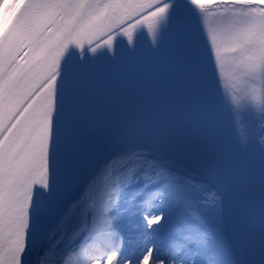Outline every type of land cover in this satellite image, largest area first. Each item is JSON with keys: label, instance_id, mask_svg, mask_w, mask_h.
<instances>
[{"label": "snow or ice", "instance_id": "obj_1", "mask_svg": "<svg viewBox=\"0 0 264 264\" xmlns=\"http://www.w3.org/2000/svg\"><path fill=\"white\" fill-rule=\"evenodd\" d=\"M0 264H264V0H0Z\"/></svg>", "mask_w": 264, "mask_h": 264}]
</instances>
